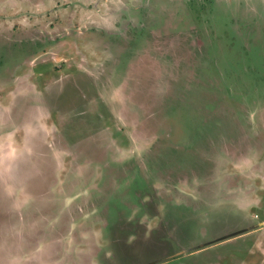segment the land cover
Returning <instances> with one entry per match:
<instances>
[{
	"label": "rangeland",
	"instance_id": "1",
	"mask_svg": "<svg viewBox=\"0 0 264 264\" xmlns=\"http://www.w3.org/2000/svg\"><path fill=\"white\" fill-rule=\"evenodd\" d=\"M0 264H264V0H0Z\"/></svg>",
	"mask_w": 264,
	"mask_h": 264
},
{
	"label": "flooded vegetation",
	"instance_id": "2",
	"mask_svg": "<svg viewBox=\"0 0 264 264\" xmlns=\"http://www.w3.org/2000/svg\"><path fill=\"white\" fill-rule=\"evenodd\" d=\"M71 2V1H70ZM70 6V5H69ZM125 8H127V7H125ZM125 8H122L123 9V11H121V15H123V17H122V20H124V21H126V22H124V21H122L121 20V22H122V24H124V23H128L129 22V16H128V19L124 16V13H127L126 12V10L127 9H125ZM98 10H99V8H97ZM73 13V12H72ZM70 16H68L67 18H69ZM132 20V19H131Z\"/></svg>",
	"mask_w": 264,
	"mask_h": 264
}]
</instances>
